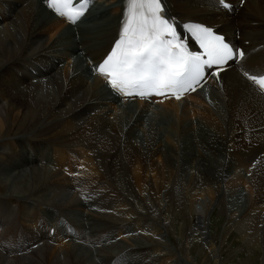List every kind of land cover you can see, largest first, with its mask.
Instances as JSON below:
<instances>
[{
	"label": "bare ground",
	"instance_id": "6f19581e",
	"mask_svg": "<svg viewBox=\"0 0 264 264\" xmlns=\"http://www.w3.org/2000/svg\"><path fill=\"white\" fill-rule=\"evenodd\" d=\"M228 1L233 3L230 10L217 0H164L176 25L190 19L208 23L226 32L246 54L192 95L146 101L120 99L103 76L92 74L91 61L97 64L119 36L124 0H104L102 8L95 7L73 26L50 13L43 0H0V264H122L130 256L129 264H151L152 252L172 248L160 243L154 228L143 233L149 231L144 237L156 244L128 235L131 240L109 248L116 245L109 238L124 224L120 221L131 223L132 204L143 196L145 208L155 212L175 245H182L183 261L194 264L189 258L194 244L204 249L202 240L209 237L203 214L194 212L195 195L175 181L161 198L171 173L184 164L193 171L186 184L245 183L240 204L226 212L225 229L243 230L264 247V95L243 75L264 72V0ZM72 55L79 58L74 56V63ZM207 89L216 93L213 103L202 98ZM193 98L199 101L191 105ZM167 114L174 122H162ZM186 132L189 149L182 144ZM171 133L181 140L177 169L161 155L164 139L176 145ZM65 186L75 188L84 203L75 192L63 200ZM149 189L150 200L145 196ZM92 193L96 196L89 200ZM76 206L86 222L70 215ZM180 207L188 209L189 220L177 232ZM104 208L119 220L111 217L116 223H110L109 216H102ZM107 236L102 248L112 257L109 263L97 262L84 241L96 244Z\"/></svg>",
	"mask_w": 264,
	"mask_h": 264
},
{
	"label": "snow or ice",
	"instance_id": "6c2138e0",
	"mask_svg": "<svg viewBox=\"0 0 264 264\" xmlns=\"http://www.w3.org/2000/svg\"><path fill=\"white\" fill-rule=\"evenodd\" d=\"M224 6L225 0H217ZM48 8L75 24L86 10V0L73 6L72 0H45ZM164 0H124L119 38L111 51L93 71L106 78L110 88L120 95L140 97L171 92L180 99L194 91L204 69L221 66L245 53L225 42L222 35L202 23L186 22L183 28L199 43L202 51H189L176 30V17L168 16ZM206 57V58H204ZM243 75L264 95V75Z\"/></svg>",
	"mask_w": 264,
	"mask_h": 264
},
{
	"label": "rangeland",
	"instance_id": "374dc122",
	"mask_svg": "<svg viewBox=\"0 0 264 264\" xmlns=\"http://www.w3.org/2000/svg\"><path fill=\"white\" fill-rule=\"evenodd\" d=\"M102 2H104V0H97L95 3L96 8H102V4H101ZM106 2H108V1H106ZM97 10H99V9H97ZM107 15H114V12L109 11L107 13ZM74 56L75 55H72L71 60H73ZM75 57L78 58L77 55ZM75 57H74V60L72 61L73 63L76 61ZM78 64H80V63H78ZM214 95H216V93L210 92L207 89L205 93H202V98L206 99V101L209 103H213L212 97ZM189 101H190L189 104L193 105V104L197 103L199 100L196 98H193ZM154 105L159 106L156 104H154ZM193 117H195V116H193ZM188 118H190V117H188ZM191 119H192V117H191ZM170 121L174 122V119L170 114L162 116V122L169 123ZM249 127H250V125L247 126V129ZM189 135H190V133L186 132L185 133L186 137L182 140V144L185 147H187L188 149L191 145V139H189ZM20 136L27 137V135H20ZM171 137L174 139L172 141H174L176 143V145L172 144L170 142H169L170 143L169 144L168 140L164 139L165 144H163L162 148H166V151L161 150V152H162L161 155H162L163 160H165L166 164L174 166V167H176L175 169H177L178 163L181 162L182 155H183L182 151L180 149H178L179 148V142L181 143V140L179 141V139H175L176 137L174 136L173 133H171ZM246 140L247 139H245V141ZM167 149H169V150H167ZM178 153H180V154H178ZM142 155H143V157H146L145 151L142 152ZM176 156H178V157H176ZM40 166L46 167L49 169L58 167V166H53L50 164L48 165L45 163H42ZM184 167H185V169H184ZM184 167L182 166L179 168V170L177 169L175 174L171 173L172 174L171 179L165 183V184H168L169 186L168 185L165 186V189H163V191H162L161 198L163 199L165 197L166 192L172 187V185H174L175 181H179V183H181L180 185H184V186L188 185L189 190L191 189L190 190L191 195H195L194 196L195 201L193 204V209H194V212L197 210L196 213L203 214V218H204V221H206V226H207V228H206L207 236H209V237H208L207 241L202 240L203 243L206 242L205 243L206 247L204 249H202V246H198L196 243L194 244L195 246L192 249V255L189 257L190 260H193L194 264H210V263L211 264H213V263L214 264H264V247H261L258 243L250 240L248 237L246 238V235H243V233H244L243 230H239L236 227H233L230 230L225 229L226 228V222L228 221V216H227L228 214L226 212L228 211V209L230 207H237L240 204L241 200L244 197V194L247 192V187H246L245 183L239 182L240 183L239 184L237 182V185L235 187L229 186V183H227V181H225V182L224 181L223 182H210L207 184L206 183H197L195 185L186 184V183H189V178H190L191 174L193 175V171H192V169L190 170L189 165L184 164ZM73 172L76 173V176L80 175L79 169L77 171H73ZM173 175H177V176H173ZM127 177L129 179V182L132 185V182L129 178V175H127ZM181 179H182V181H180ZM244 181H248V180H244ZM182 183H184V184H182ZM180 185H178V186H180ZM92 187H94V185H92ZM192 187H193V189L195 187L196 188L193 190ZM182 188L183 187H181V190H182ZM209 188H210V190L212 189L210 193H209V191H210ZM75 191H76L75 188L65 186V190L62 191V193H61L63 200H68V196L70 197V195L72 194L70 192H75ZM99 191H104V190H99ZM146 191L148 193L146 192V195H145V193H144V195L146 197H148L147 199L150 200L151 198H153V196L150 197V195H151L150 189H149V191L148 190H146ZM195 191L196 192L198 191V192L196 193ZM58 192L60 193V191H58ZM53 193H55V192H53ZM68 194H70V195H68ZM93 195L94 194L92 193L91 198L89 200H91L92 198H95L96 195L95 196H93ZM75 196H77L76 198L79 202H82V198L79 196V194H77V192H75ZM55 199L58 200V198H55ZM69 199H71V197ZM143 199H144V196H143V198L142 197L141 198L136 197L135 200H137V201L135 202V204H132V209H133L132 211H133L134 215H132L133 218L129 220V221H131V223H125V221H123V222L120 221L121 223H124V224H121L119 226L118 232L115 233V237L109 238L110 243L113 242L114 245L115 244L116 245L114 247H109V248H111L113 250V248L115 249V247H117V245L119 243H122V244L125 243L124 239L128 240L129 239L128 235H132V236L138 235L135 238L142 239V240L145 239L146 241L149 242L148 243L149 245L156 244L157 241L152 240L153 238L147 237V239H146V237H144V235H146V236L150 235L149 231H147L146 233H143V232H145L146 228L148 229L151 227L152 229L153 228L156 229V231L159 233L160 243L163 242L165 244V246L172 247L171 249H166V250L163 249L162 252H158V253H154L151 251L153 253V257H152L153 260H152L151 264H161L162 259L159 260V258L161 257L162 254L165 255V257L163 258V261H165V262L163 264H177V263L178 264H192V263H189L187 261H183L182 256H181L182 251L181 250L178 251L182 247V245H180V246L178 244L175 245V239L173 240V237L170 236L168 230L162 226V223H161L159 217L157 215H155V212L152 211L154 213L153 214L151 211L148 210V208H145L146 205L144 204ZM166 202L167 201L165 200L164 206H165ZM205 202L208 204V206L206 205ZM82 203H84V202H82ZM94 205L97 206V203ZM51 210H53V209H51ZM80 210L81 209H77V206H76V208H74V210L73 209L70 210L69 213L75 220H76V218H79L80 220L82 218V220H83V217H84V216L82 217L83 211H81V213H80ZM103 212H105V215H102L103 217L109 216L110 218L113 217L114 220H116V219L119 220L118 218H116L114 216L116 214L112 210H110L108 208H104ZM109 212H112L113 215H112V213H110L111 215H108ZM187 214H188L187 208H185V210H183L181 207L177 208V214H176L177 216L175 218L176 222L174 223L175 229L177 230V232L180 230L183 223H186L189 220L188 218L186 219ZM137 215H139L140 217ZM154 215L157 217L155 218ZM109 217H108V219H110ZM113 218L110 219L111 221L110 220H108V221L110 223H112ZM169 218L171 219V216ZM135 219L139 221L140 225L137 224L136 222H132ZM116 221H113V222L116 223ZM145 221H148V222H145ZM84 222H86L85 217H84ZM84 222H81V223H84ZM109 222H107V223H109ZM158 223H159V225H158ZM143 224H144V227L141 226ZM96 228L98 229L99 226H96ZM138 228H139V230H138ZM108 229H110V228L108 227ZM106 230H107V228L105 229L104 232H106ZM263 233H264V229L262 230V238H261L262 241H263ZM53 235H54V233H52V236ZM78 239L83 241L82 238H78ZM97 239H99V241H100L101 238L97 237ZM106 239L108 240V236L105 238L104 242H99V243L97 242L98 243V244L96 243L97 246L95 243H93V241L91 239H90V241H88V240L84 241L85 246L90 247L89 250H92V253L94 252L92 254L93 259L97 262H99V260L104 259V262L109 263L108 260H110V258L112 257V254H108V252H106V254H105V250H103V248L105 249L104 246H105V243L107 242ZM149 239H151V240H149ZM129 240H131V239H129ZM91 241H92V243H90ZM71 243H74V242H71ZM98 246L100 249L99 248L97 249ZM110 246H113V245H110ZM109 248L107 247L106 250H110ZM95 249L97 251H95ZM95 252H96V254H95ZM133 252L136 253L137 250L133 249ZM151 252H149V253H151ZM209 254H210V258H209ZM204 255L207 257H205ZM127 258H124L122 260V262L124 264H129L130 261L132 260V256L127 257ZM204 261H206V262H204Z\"/></svg>",
	"mask_w": 264,
	"mask_h": 264
}]
</instances>
